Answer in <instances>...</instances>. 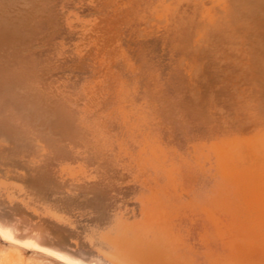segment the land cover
<instances>
[{
    "label": "bare ground",
    "instance_id": "bare-ground-1",
    "mask_svg": "<svg viewBox=\"0 0 264 264\" xmlns=\"http://www.w3.org/2000/svg\"><path fill=\"white\" fill-rule=\"evenodd\" d=\"M204 145L211 171L187 174ZM227 189L264 197V0H0L3 237L68 264H180L171 240L214 249Z\"/></svg>",
    "mask_w": 264,
    "mask_h": 264
},
{
    "label": "rangeland",
    "instance_id": "rangeland-1",
    "mask_svg": "<svg viewBox=\"0 0 264 264\" xmlns=\"http://www.w3.org/2000/svg\"><path fill=\"white\" fill-rule=\"evenodd\" d=\"M71 6H75L74 8H73V10H76L77 9V5H71ZM78 10V9H77ZM85 13V12H84ZM83 12H81V14H84ZM80 14V13H79ZM83 16V15H82ZM258 137H261V135L259 136V135H243L242 136V138L243 139H245V142H247L248 144H249V146H250V148H252L251 150L252 151H256V144H257V142H258ZM218 138H220V137H215L214 139H212V140H215V139H217L218 140ZM221 140H223V138H220ZM219 139V140H220ZM218 140V141H219ZM225 140H227V139H225ZM206 144V143H205ZM253 145H255L254 147H253ZM206 145H204V146H202L201 148H199L196 152H198V155H197V153H196V155L192 158V160H190V159H184L185 161H183L184 163H185V166H186V172H187V174H189V173H192V171H194V170H197L198 169V171H202L203 172V170H204V173H209L211 170H209V169H211L212 168V164H214L213 163V161H211L212 159H210L211 158V156H210V158H209V155H210V153H209V148H206L207 146L209 147V145H207L206 147H205ZM211 148L213 147L214 149H215V147H219V149L222 151L223 150V148L225 147H227L226 149H225V151H228V152H230V153H228V155L229 156H232L233 154H231V149L229 150L228 148H230V146L228 147V145L227 144H223V145H214V146H210ZM223 147V148H222ZM202 148H204V149H202ZM208 149V150H207ZM218 148H216V150H217ZM218 149V150H219ZM199 150H203V151H200V152H202V153H199ZM220 151V152H221ZM224 151V152H225ZM225 153H227V152H225ZM201 154V155H200ZM227 155V154H226ZM198 156V158L197 159H199L200 158V160L202 159V161H203V163H200L199 164V161L200 160H197V161H195L196 159H194V158H196ZM202 156V157H201ZM205 156V157H204ZM240 156H242L241 154L239 155H237V157L239 158ZM208 157V158H207ZM204 158V159H203ZM238 158H236V159H238ZM206 159H209L210 161L208 162V160H207V162H206ZM202 161H200V162H202ZM205 161V162H204ZM211 162V163H210ZM195 163H196V165H195ZM205 163L207 164V167H209V165H211V167H209V169H208V171L209 172H205V170H207L206 169V166H204L203 167V165H205ZM210 163V164H209ZM200 165V166H199ZM188 167H190V168H188ZM188 168V169H187ZM196 168V169H195ZM202 168V169H201ZM193 169V170H192ZM200 169V170H199ZM215 172H214V171ZM221 170V169H220ZM219 171V169L217 170V167H215L214 169H212V172H214V175L216 174V176H214V178H215V180H217L218 182L220 181V180H222V179H224L223 181H220V184H222L221 182H223V184L225 183L226 184V187L228 186V189H229V187L231 186L232 187V185H231V183H229L230 181L231 182H233V180H230V178H229V176H232V174H229V172H223V170H221L222 172H220V173H222V174H220L221 176H223V177H221V176H217L218 175V173H216V172H218ZM169 172H171L170 173V175H169V178L171 179V181L170 182H181V180L179 179V175L178 174H176L175 173V171H174V167H171V170L169 169ZM224 173V174H223ZM231 173V172H230ZM228 174V175H227ZM176 177H175V176ZM189 175H191V174H189ZM227 177L228 176V178H225V176ZM244 175H245V173H244ZM222 179H221V178ZM218 178L220 179V180H218ZM227 179V180H226ZM229 179V180H228ZM242 179V178H241ZM240 179V180H241ZM239 179H238V181H240ZM244 180H245V178H244V176H243V179H242V182H244ZM216 181V182H217ZM237 181V182H238ZM245 182H250V181H245ZM230 187V188H231ZM228 189L226 190V192L224 193L226 196V198L225 199H227V202H226V200L225 199H223L224 201H222L223 202V204L221 205V203H219L221 206H219V207H221L220 209H219V211H221L222 210V212L224 213V211L225 212H228L227 211V208H229V213H224V214H222V212L219 214L220 215V218H219V216L217 217L218 218V220L213 224V223H210L211 224V226H212V228L214 229V231L216 232V239L215 240H213L212 242H213V244H214V251L212 250V249H210L208 246H206L205 245V242L201 239V237L200 236H194V237H192V238H188L187 239V243L185 242V241H179V242H175V241H173V240H171V242L169 243V250H170V253H173V254H171L172 255V258H173V260L175 259L177 262H180V264H195V262L197 263V264H230L232 261H236V263H235V261L234 262H232L233 264H237L238 262H240V260H241V263L243 262V264H263V262L262 261H264V251H263V249H264V240H262L261 241V239L260 238H262L263 236L262 235H264V233H262V228H263V231H264V206L262 207V204L264 205V202H263V200H264V197L261 199V200H256V201H259V202H256L255 201V203H253V206L252 205H249L250 206V208H249V206L246 208L245 207V205L247 204H245L244 202H243V200H242V202H240L241 203V206H243V207H241V206H238V205H240V203H239V201H241L238 197V200H237V198L236 199H234L236 196H234L233 194H231V193H228L227 191H228ZM221 190H222V188H221ZM230 192V191H229ZM223 194V195H224ZM231 196H229V195ZM228 195V196H227ZM234 197V198H233ZM228 198H230V199H228ZM233 198V199H232ZM228 201H229V204H228ZM238 203V204H237ZM242 203H244V204H242ZM261 203V204H260ZM226 204H228V205H226ZM232 204V205H231ZM235 204V205H234ZM223 205H224V209H223ZM226 205V206H225ZM237 205V206H236ZM155 206V205H154ZM233 208H232V207ZM253 208H252V207ZM254 206H255V208H254ZM156 207L157 208H160L158 205H156ZM156 207H154V211L153 210H150V208H153V206H151L150 208H149V210L151 211H149V213H148V211H147V215L149 216V218H152L153 216H154V218H155V216L156 217H158L159 215H156L157 213L158 214H161V212H158V211H161V210H158ZM239 208V211L237 210H235V208ZM240 207L242 208V210H240ZM245 207V208H244ZM249 208V209H248ZM252 208V209H251ZM263 209V210H262ZM157 210V211H156ZM156 211V212H155ZM237 212V214L235 213V212ZM247 211V212H246ZM256 213H255V212ZM261 211V212H260ZM155 212V213H154ZM232 212V213H231ZM249 212H252L251 214H249ZM152 215H151V214ZM239 213V214H238ZM244 213H245V215L246 216H248L249 215V218H246L245 217V215H244ZM230 214V215H229ZM235 215V216H232V215ZM255 214H259V216L256 218V221H254L255 219V217H253V216H255ZM151 215V216H150ZM214 215V214H213ZM217 215V214H216ZM224 215H225V217H224ZM229 215V216H228ZM239 217V218H235V217ZM243 216V217H242ZM253 218H252V217ZM223 217V219H225V220H222L221 218ZM226 217L228 218V220L226 219ZM244 217H245V219H244ZM259 217H260V219H259ZM154 218H152V219H154ZM230 218V219H229ZM263 218V219H262ZM219 219H221V220H219ZM238 221V222H240V220H241V222H240V225L242 226H240L239 225V223L238 222H236V220ZM239 219V220H238ZM247 219V220H246ZM252 219H254V220H252ZM178 220V219H177ZM232 221L233 220V223L232 222H230V221ZM243 220V221H242ZM252 220V222L254 221V222H256L255 224H252V222H249V221H251ZM257 220L259 221L260 220V222L258 223L257 222ZM227 221V222H226ZM229 221V222H228ZM247 221V222H246ZM262 221V222H261ZM236 222V223H235ZM248 224H246V223ZM228 223V224H227ZM244 223L246 224L245 225V227H243L244 226ZM250 223V224H249ZM259 224L258 225V228H257V226H255L256 224ZM145 224V223H144ZM143 224V226L145 227V230L146 229H148L149 228V226H148V224H145L144 225ZM223 224V225H222ZM227 224V225H226ZM234 224H235V227L236 228H238V230H239V232H240V229H242L241 230V232L238 234V230H231L232 229V227L234 226ZM261 224V225H260ZM217 225V226H216ZM215 226V227H214ZM228 226H232L231 228H229ZM248 226V229H246V227ZM250 226H252V229H250L251 227ZM260 226V227H259ZM217 227V228H216ZM221 227V228H220ZM241 227V228H240ZM227 228H228V231H227ZM255 228V229H254ZM224 229H225V231H224ZM250 229V230H249ZM256 229H257V231H256ZM261 229V230H260ZM143 230H144V228H143ZM222 230V232H220ZM251 230H253L254 231V233H252L253 231H251ZM231 231V232H230ZM248 231V232H247ZM256 231V232H255ZM259 231L261 232V234H259ZM227 232H229L228 233V235H230V236H228L226 233ZM237 232V233H236ZM246 232H247V234H246ZM233 233H234V235H233ZM255 233H258V235H259V239H258V235L257 234H255ZM237 234V235H236ZM245 234H246V236L249 234L250 236L249 237H244L245 236ZM253 236H252V235ZM219 235H220V239H219ZM227 235V236H226ZM233 235V236H232ZM184 237H185V235H183ZM243 236V239L241 238L240 239V237H242ZM262 236V237H261ZM196 237H197V239H196ZM223 237H225L226 238V240H224L223 239ZM227 237H230V240H229V238H228V240L229 241H231V243H229L228 245H230V246H226V244L229 242L228 240H227ZM232 237H236V239L234 238H232ZM257 238V240H256V238ZM244 238H246V239H244ZM255 238V239H254ZM194 239V240H193ZM221 239H222V242L220 243L219 241H221ZM232 239L235 241H232ZM243 242V240H244V242L242 243V242H240V240ZM250 240V239H252L251 240V242L250 241H248V240ZM262 239H264V237L262 238ZM190 240V241H189ZM192 241V242H191ZM227 241V242H226ZM239 241V242H238ZM246 241H248V242H246ZM255 241V242H254ZM259 241V242H258ZM261 241V242H260ZM201 242V243H200ZM234 242V243H233ZM257 242V243H256ZM172 243V244H171ZM175 243V244H174ZM225 243V244H224ZM242 243V244H241ZM246 243V244H245ZM248 243V244H247ZM258 243L262 246L261 248H260V245L258 246ZM196 244V245H195ZM232 244V245H231ZM236 244V245H235ZM246 246H245V245ZM263 244V245H262ZM216 245V246H215ZM233 245L235 246V247H233ZM241 245V246H240ZM173 246V247H172ZM197 247V248H196ZM216 247V248H215ZM218 247H220V248H218ZM240 247V248H239ZM177 248H179V249H177ZM183 248V249H182ZM186 248V249H185ZM218 248V249H217ZM228 248V249H227ZM236 248V249H235ZM242 248V249H241ZM263 248V249H262ZM174 249V250H173ZM219 250V251H218ZM215 251H216V253H215ZM222 251V252H221ZM246 251V252H245ZM214 252V253H213ZM218 252V253H217ZM220 252V253H219ZM263 252V253H262ZM221 253H225L224 254V256H223V254H221ZM181 254L183 255V256H181ZM186 256H185V255ZM190 254V255H189ZM192 254V255H191ZM203 254H205L204 256H203ZM210 254H212V255H210ZM215 254H216V256H215ZM222 257H220L219 255ZM238 254H240L239 255V261H238V259L236 260V258H234V257H236L237 256V258H238ZM218 255V256H217ZM176 256V257H175ZM180 258H179V257ZM201 256V257H200ZM208 256H210L209 258L211 259H207L208 258ZM228 258V259H226V257ZM175 257V258H174ZM188 257V258H187ZM191 257H193V258H191ZM199 257H200V259H199ZM219 257V258H218ZM224 257V258H223ZM247 257V258H246ZM253 257V258H252ZM185 258V259H184ZM204 258V259H203ZM221 258V259H220ZM246 258V259H245ZM250 258V259H249ZM252 258V259H251ZM255 258L257 259V260H259V261H257V260H255ZM263 259L262 261H261V259ZM178 259V260H177ZM181 259V260H180ZM196 259V260H195ZM215 259H217V260H215ZM223 259H225V260H223ZM231 261H230V260ZM234 259V260H233ZM254 259V260H253ZM183 260V261H182ZM191 260V261H190ZM219 260H221V263H218V262H220ZM229 260V261H228ZM186 261V262H185ZM190 261V262H189ZM192 261H195V262H192ZM207 261V262H206ZM211 261V262H210ZM246 261V262H245ZM123 262H125L126 264H131V262H127V261H125V260H123ZM188 262V263H187ZM199 262V263H198ZM204 262H206V263H204ZM224 262V263H223ZM231 263V264H232ZM240 263V264H241ZM0 264H68V263H65V262H62V261H59V260H57L56 258H54V257H52V256H50V255H47V254H45V253H42V252H40V251H37L36 249H34V248H32V247H30V246H24V245H20V244H16L15 242H12V241H10V240H8V239H6L5 237H3L1 234H0ZM239 264V263H238Z\"/></svg>",
    "mask_w": 264,
    "mask_h": 264
}]
</instances>
